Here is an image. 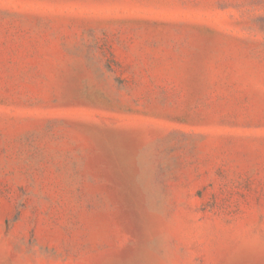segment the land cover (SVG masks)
Listing matches in <instances>:
<instances>
[{"label":"rangeland","instance_id":"obj_1","mask_svg":"<svg viewBox=\"0 0 264 264\" xmlns=\"http://www.w3.org/2000/svg\"><path fill=\"white\" fill-rule=\"evenodd\" d=\"M0 264H264V0H0Z\"/></svg>","mask_w":264,"mask_h":264}]
</instances>
